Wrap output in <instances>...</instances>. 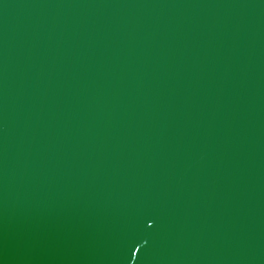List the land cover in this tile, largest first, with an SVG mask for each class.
<instances>
[{
    "label": "water",
    "instance_id": "95a60500",
    "mask_svg": "<svg viewBox=\"0 0 264 264\" xmlns=\"http://www.w3.org/2000/svg\"><path fill=\"white\" fill-rule=\"evenodd\" d=\"M0 264H264V0H0Z\"/></svg>",
    "mask_w": 264,
    "mask_h": 264
}]
</instances>
